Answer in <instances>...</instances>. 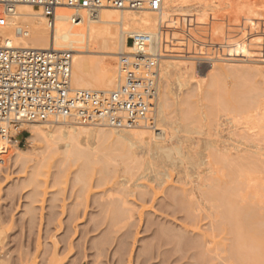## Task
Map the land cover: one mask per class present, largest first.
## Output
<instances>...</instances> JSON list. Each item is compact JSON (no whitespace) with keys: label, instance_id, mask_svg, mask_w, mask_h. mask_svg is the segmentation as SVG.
Segmentation results:
<instances>
[{"label":"rangeland","instance_id":"374dc122","mask_svg":"<svg viewBox=\"0 0 264 264\" xmlns=\"http://www.w3.org/2000/svg\"><path fill=\"white\" fill-rule=\"evenodd\" d=\"M189 7H196L201 12L194 14V18H191L189 23H184L182 31L175 38L171 39V35H167V39H171L177 43L176 46L170 45V49L171 47L174 49L170 52H168L169 48L163 50L165 49L163 45L168 44V42L165 43L164 41L160 50H156L161 55L158 62L160 77L161 68L165 63L163 61L167 59V54L175 56L173 60L174 66L169 68L170 75L166 86L167 95L170 101H175L187 90L188 87L186 85L179 87L178 80L175 76L177 70L178 73H182L187 65L189 69L193 68L190 70L192 73L190 88L197 94H201L208 88H212L208 87L207 84L212 71H215L213 72L217 77L215 79L219 80L217 81L216 87L212 88L217 92L212 90L213 92L209 94L208 99L204 100L205 106L203 107L201 122V124L203 123V130L199 132L189 130L180 133L184 146L191 148V150L196 149L197 151L201 147L203 150L199 149L198 151H208L203 148L204 144H200L206 139L214 141L217 145H226L228 151L230 150L229 153H235L233 149L236 147L234 146L239 147V154L245 151L247 155V153L257 151L261 154L260 157L258 155L247 156L242 161L235 159L234 163L239 161L240 164L236 165L235 163L233 165L236 174H239L240 167L243 168L245 177L243 178L242 187L244 189L262 188L264 187V0H177L176 6L172 11L184 12ZM104 8L109 12L119 11L112 7ZM153 14L157 15L158 13ZM18 27L20 26H16L15 28L16 35L18 34L16 31ZM21 40L23 39L20 37L17 38L18 42H21ZM219 76L221 77L218 78ZM159 82V84H162L161 78ZM234 85H236V88L233 87ZM234 92H237V94L243 93L248 98L245 99L247 101L249 100V103L247 102L248 104H246L244 109H240L241 111L238 108L235 110L231 108L235 105L234 101H236V98L234 100L231 96L233 101L230 100L232 104L229 103L228 97L232 94L234 96ZM212 94L215 97L211 96ZM240 94L238 95L244 97L243 94ZM149 117L152 116L150 115ZM230 121H238L241 125L237 124V127L233 126L236 123H231ZM75 122L77 121L75 120ZM43 123L44 125L53 124L52 122ZM77 125L81 124L78 123ZM148 126L145 130L149 134L155 135L157 133L155 136H159L158 133L160 131L154 129L153 122L150 119ZM239 127H241L242 133L246 132H243V130L248 127L259 133L255 140L251 138L252 140L250 139L249 143V138L241 135L238 129ZM167 128H169V125H167ZM168 131L170 132V128ZM171 132L173 134L172 130ZM238 133H240V136ZM167 139L168 136L164 141ZM253 140L256 143H251ZM17 142L14 145H10L7 151L8 153L4 154L7 160L2 155L1 158L5 160L0 161V264H200L196 260V251L194 253V249L189 248L190 246H187V243L196 238L201 240V234L203 229L205 232L207 228L206 221L208 219L203 217V211L200 212V209H197L195 210L196 216H194L196 219L193 218V221L196 222L195 227L198 230L191 227V224L188 223L189 219L187 221L186 218H183L182 212H179L180 210L177 207L165 205L162 199V188L168 185L172 187L177 186V180H181L185 183V186H191L198 180L197 178L202 177L203 174L205 176L206 171H208L205 166L204 168H202L203 165L200 168L198 166V169H201V171L197 172V166H194L196 168L193 169L191 168L192 165L189 166L190 164H187L185 165V167L188 166L186 168L187 171L183 170L185 172L181 171L180 173L176 169H173V167H166V176L163 177L164 180L162 185L159 186V189L156 184L154 186V182L146 180V177H137L136 172L133 173L134 177L124 172V167L127 164L125 162L126 157L121 151H114L111 154L104 151L105 154H103L100 148L99 150L98 148L95 149L97 146L94 145L93 153L95 155L92 154L89 159L84 157L75 160L66 158L65 162H63L64 164H62L64 167L61 165L60 167L62 169L60 170L59 163L61 159H64V156L63 154L57 153L59 150L57 152L48 150L45 142L41 139L30 140L29 132L23 133L18 137ZM234 143L239 144L236 145ZM197 144L201 146L198 148ZM231 144H234V148L231 146L232 149L230 147ZM14 147H20L28 152L24 154V161L22 163H15V165L11 162L10 157L7 156L9 155V151ZM209 157L207 154L205 159ZM101 166L103 169L107 167V170H109L108 173L104 172ZM80 169L82 170L80 171ZM191 169L193 170L189 171ZM196 172L198 176L200 174L199 177L195 176L197 175ZM181 173H184L185 176L180 177L182 176ZM177 174L180 175V179L177 178ZM187 174L189 175L186 177ZM99 176L101 178L103 177L102 180L100 179L103 183L100 182L99 184L101 186L98 185L96 187V179L100 178ZM120 176L129 178V185L127 184V186L125 185L121 189L113 185L114 180L120 179ZM190 176L195 181L189 179L191 178ZM134 178H137L136 183L143 184V187L146 186L145 188L148 187V190H151L149 198H147L148 195L145 200L138 198V194L136 193H139L144 188L134 184ZM183 179H186L185 182ZM181 181L179 182L180 184H182ZM102 190L104 191L102 192ZM99 192L100 194L103 193L104 200V197L107 196L105 201H108L107 199L116 200L120 197H123L127 201V206L125 205L119 208L121 211L118 214L122 216L120 215L118 217L116 215L118 217H116V221L115 217H113L114 220L112 219V221H115V225L119 221L120 223L117 224V227L115 225L114 228L112 227L114 230L112 228L110 229L111 236L108 238L106 236L107 233H105L106 235H102V238L107 237L106 239H109L107 240L109 244L105 240V242L103 241L104 245L106 244V247L104 248L103 245V248L107 251H110L113 246L111 244L115 242L114 238L119 237V235L121 237L125 235L124 239L126 242L122 239L124 242L122 241L120 243V248L118 246L120 252L117 250L118 253L116 252L117 254L114 255V258L111 255L113 259L110 257L109 252H107L108 254L106 252H103L104 254L101 255L96 254L89 243V237L93 238L95 236L96 238L94 239L100 238L97 230H90L92 229L90 227L92 226L91 221L111 220V218H107V213L111 212L108 207V210H103V213L102 211L96 212L98 209L95 208L94 204H91L92 195L94 193L99 194ZM109 195L110 197H108ZM157 198L163 204L159 203ZM136 199L141 202L139 201L138 203ZM129 208H133L131 209V212H134L133 214L130 213ZM125 209H128V215ZM172 210L173 212H171ZM100 213L104 216H101ZM89 214L93 216L90 217ZM197 214H200L202 217L199 216V218ZM100 216L101 218L99 219L98 217ZM113 216H115L114 213ZM179 217L180 219H178ZM115 228L116 230L120 228V231H115ZM87 229L89 232L86 234ZM162 230H165V232H161ZM107 232L109 233V231ZM178 236L182 239L179 242L180 244L175 242ZM102 238L100 239L103 240ZM176 245L177 247H175ZM121 257L123 258L121 259ZM117 258H119L118 261L120 263L117 261L114 263Z\"/></svg>","mask_w":264,"mask_h":264},{"label":"bare ground","instance_id":"6f19581e","mask_svg":"<svg viewBox=\"0 0 264 264\" xmlns=\"http://www.w3.org/2000/svg\"><path fill=\"white\" fill-rule=\"evenodd\" d=\"M176 1L177 0H162L161 10L158 12H151L148 10L135 11L130 9H118L119 11L109 12L106 11L104 7H102L88 13L83 12L81 14V18L79 19V21L73 23L68 20L70 11L66 8H60L57 11L53 29L48 28L45 18L40 15V12L37 9L33 8L30 5H24V4L17 5L15 7L14 12L9 16H7L6 24L0 27V41L14 47H30L35 49L53 48L56 50L71 51L72 52L71 86L73 88L90 89L99 92H109L114 90L122 82L117 60L120 54L126 53L129 50L127 37L133 36L136 33L148 34L151 39V49L153 51L156 52V50H160V47H162V44H164L165 41V43L168 42V44L163 45V47L165 48L163 50H167V48H169L168 52H170L171 50L174 49L172 47L170 49V45L173 46L177 45V43H175L171 39L175 38L176 35L180 34V32L183 29V24L189 23L191 18L192 19L194 18L193 17L194 14H198L201 12L196 7L194 8L189 7V9L184 12H174L172 11V9L175 8ZM153 13H158V14L155 15ZM16 26H20L17 29L21 30V33L17 35L15 34ZM163 31L165 32L163 33ZM168 34L171 35L170 36L171 39H167ZM18 36L23 39L21 40V42L17 41V38H19ZM174 57L175 56L171 54H167L166 56L167 59L163 61L165 63L161 68L162 69L161 77L159 75L160 73L158 72L159 76H158L157 96H156L155 106L151 114L152 117H149L144 122L138 123L133 126L114 128V127L106 126L103 123L77 125L78 122L72 120L74 119L73 117L62 116L54 119L52 121L53 124L50 123L48 125L46 124L44 125V123L40 124L37 122L28 123L25 127L29 132V139L30 140L41 139L43 140V142H45L46 148L48 150L55 152L59 150V152L57 153L63 154L64 156V159H61L59 163L60 170L62 169L60 166L64 164L63 162H65L66 158L67 159L72 158V160H75L77 158L84 157L86 159H89L90 156L94 154L93 153L94 145L97 146L95 149L98 148L99 150L100 148V151L103 154H105L104 151H107L108 154H111L114 151L115 152L121 151L122 154H124V156L126 157L125 162L127 165L124 167V172L129 173L130 176H132L133 173L136 172L137 177L138 176L146 177L147 178L146 180L154 182V186L156 184L158 188L160 185H162V182L164 180L163 177L166 176V169H165L166 167L167 168L173 167V169H176V171L180 173L181 171L185 172L183 170L187 171L186 168L188 166L185 167V165L187 164H190L189 166L192 165L191 168L193 169L196 168V167L194 168V166H197V170H198L197 172L201 171V169L200 170L198 169V166L199 168L202 165H203L202 168H204L205 166L207 168L206 170H208L206 171L207 173L205 174V176L203 174L202 177H199L200 174L198 176L196 172L197 175L195 176H198L199 178H197L198 180H196V182H194V184H192L191 186L189 185L185 186L184 185L185 183H183L181 180L180 181L182 182V184H180L179 183L180 181L176 179L178 183L177 186L172 187L170 185L171 186L170 187L168 185L162 188V192H163L162 199L165 205L167 204L172 207H177V209L180 210L178 211L182 212L183 218H186L187 221L189 219L188 223L191 224V227L197 229V227H195L196 222L193 221L194 216H196L195 210L197 209H200V212L203 211L204 213L203 217L205 219L206 218L208 219V221H206L207 228L205 232L203 229L201 234L202 236L201 240H198L197 238L194 240L192 239V241H189V243H187V246H190L189 248L194 249L193 250L194 253L196 251V255H197L196 260L200 262V264H264V187L258 189L256 188L244 189L242 187L243 178L245 177L243 168L240 167L239 174H236L234 172V165H233L236 163V162L234 163L235 159L242 161L245 160V157L247 156L258 155L260 157L261 154H259L257 151H253L252 153L249 154L247 153V155L245 154V151L242 154H239L240 149L237 146H234L236 148L233 149L235 153H229L230 150L228 151L226 145L225 146L224 145L222 146L220 144L217 145L216 143H214V141L206 140V139L203 140V142L200 144L202 145L204 144L203 145L204 147L203 146L202 147L204 149H207L208 151L210 150L211 147L210 152L206 150L203 151L204 153L202 151H198L199 149L200 150L202 149L200 147L201 145L198 146V144L197 146L198 148L199 147L200 148L197 149V151L196 149L191 150V148L184 146L182 136L180 135V133L189 130L195 132H199L203 130L202 129L203 123L201 124V122H202L203 107L205 106L204 100L208 99L209 94H211V92L214 91L212 88L216 87L218 83L217 81L219 79L217 80L215 79L217 78L215 76L216 74L213 73L215 71H212L207 83L208 87H212V88H208L207 90H205V92L201 94L199 93L197 94L193 89L190 88L191 87L190 79H192L191 78L192 73L190 70L193 68L189 69L187 65L182 73H178V70L176 69L178 74L176 73L175 76L176 79L178 80L179 87L186 85L188 88L183 93L182 96L178 97L175 101H170L167 95L166 86H167V80L170 75L169 68L171 66H174L173 65ZM220 77L221 76H219L218 78ZM160 78L162 79V84H159ZM233 87L236 88V85H234ZM234 93H235L234 94L235 97L233 96L232 93H231L232 95H230L229 93L230 97H228V100L229 103H231L230 100L233 101V98L234 100L236 98V101H234L235 105H233V107L229 105L227 106L231 107L232 109L234 108L233 110L238 108L239 111H241L240 109L242 108L244 109L246 104L249 103V100L247 101L245 99L247 97H245L243 93L242 94L244 97L238 95L241 93V91L238 94L237 92ZM211 96H213V94ZM231 96L233 97L232 99ZM222 102L224 103V101ZM149 119L152 120L154 129L160 131L158 133L159 136L156 137L155 135L157 133L153 135V134H149V132L145 130L146 127L150 126V125L148 126ZM230 122L236 123L233 126L239 124L238 121L237 122L230 121ZM166 124L169 125L170 132L168 131L169 128H167ZM238 129L240 130L239 132H241L242 136L245 135L247 138H249V143H250V139L253 138L255 140V138L259 133L252 130L250 127L245 128L243 132L244 131L246 132L244 133H242L241 127H239ZM171 130L173 131V134ZM238 134L240 136V133ZM167 136L168 139L164 141V139L167 138ZM254 140L251 141V143L253 142L256 143ZM234 144H231L230 147L231 146L233 147ZM205 151L208 152L207 154L210 156L209 157L210 159L209 158L205 159V157H207ZM25 153H28L26 152L25 149H22L20 147L19 148L14 147L11 151H9V155L7 156L10 157L11 162L14 163L15 165V163L16 164L22 163L24 161ZM239 161L236 163V165L240 164ZM84 163H86V161H84ZM193 169L189 171H192ZM81 170L82 169H80V171ZM102 170H104V172L107 173L109 171L107 170V167H104V169L102 168ZM181 175L182 176L177 174L178 176L177 178L180 179L179 176L180 177H183V175L185 176L184 173L183 174L181 173ZM188 175L189 174H187L186 177ZM100 179L102 180L103 177L96 179V184H97L96 187L100 185L99 184L101 182ZM128 179L129 178L121 177L120 179L114 180L113 185H115L118 188L120 187L121 189L125 185L127 186ZM136 179L134 180V184H136L139 187L142 186L143 184L135 182ZM189 179H192V177ZM183 180L185 182L186 179ZM193 181H195V179ZM193 181H188V182H193ZM145 187L142 186V188L144 189L140 188L142 190L139 193H136L138 194V198L141 200H145L147 195H148L147 198H149L151 193V190L150 189L148 190V187L147 188ZM113 188L115 187L113 186ZM103 191L104 190H102V192ZM102 194L103 193L100 194V192L99 194L94 193L91 197V204H94L95 208L98 209V211L96 212L102 211L103 213V210L106 209L108 210L109 208V211H111L112 213L108 211L109 213H107L108 214L107 218L108 219L111 218V220L110 221L103 220L97 222L91 221L92 226L90 227H92V229H90V227L89 229L92 231L97 230V232L100 234V238H102L103 234L106 235L105 233H107L106 236H108L109 238V236H111L110 229L112 227L114 228L116 217L117 216L119 217L121 215L118 214L119 211H121L119 210V208L121 206L122 207L125 205L127 206L126 204L127 201L123 199V197L118 198L121 194L118 197H116L118 198L116 200L107 199L108 201H105L107 196L104 197L105 198L104 200ZM70 197L72 196L70 195ZM108 197H110V195ZM137 201L139 203L140 200ZM158 202L162 203L159 200ZM129 206L131 205L129 204ZM131 209H130V213H132ZM168 209L170 210V208ZM126 211L128 215L129 214L128 209ZM171 212H173V210ZM113 213L115 216H113ZM200 214H197V216L202 217ZM100 215L104 216L101 213ZM92 216L93 215H90V217ZM101 216L98 218L100 219ZM113 217H115V221H112V219L114 220ZM180 217L178 219H180ZM71 218L73 217L71 216ZM119 223L120 221L117 224ZM117 224L115 225V227L118 226ZM107 231H109L110 234ZM115 231L119 232L120 228L119 230H116L115 228ZM163 231L165 232V230H162L161 232ZM88 232L89 231L87 229L86 234ZM124 236L121 237L119 235V237L114 238L115 240L114 239L113 240L115 242L111 240L114 243L111 244V246L112 245L113 246L111 247L110 251L104 249L106 247L105 246L106 244L104 245L103 241L105 240L107 242V240H109L106 239L107 237L102 238L103 240H101L98 236V238L101 241L99 239H94L96 238L95 236L93 238L89 237L90 239L89 243L90 246L95 250L96 254L101 255L104 254L105 252L106 253L109 252L110 257L111 255H113L114 258V255L120 252L118 246L119 248L121 247L120 243L123 241L122 239H124ZM179 237L180 236L177 237L178 239H176V241L175 240L173 241L179 243L182 240ZM175 242L173 243L175 244ZM175 247H177V245ZM119 258H117L114 263H116V261L119 262L118 261ZM122 258L123 257H121V259Z\"/></svg>","mask_w":264,"mask_h":264},{"label":"built area","instance_id":"2783aa9c","mask_svg":"<svg viewBox=\"0 0 264 264\" xmlns=\"http://www.w3.org/2000/svg\"><path fill=\"white\" fill-rule=\"evenodd\" d=\"M162 0H0V27L17 5H30L53 29L57 11H70L68 20L102 7L161 10ZM18 34L20 29L16 30ZM129 51L120 54L122 82L99 92L71 86L72 52L14 47L0 41V161L10 145L28 130L30 122L73 117L80 124L103 123L119 128L144 122L152 114L158 86L159 52L151 49L148 34L128 37ZM18 143V142H17Z\"/></svg>","mask_w":264,"mask_h":264}]
</instances>
